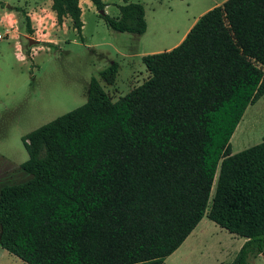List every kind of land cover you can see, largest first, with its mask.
I'll return each mask as SVG.
<instances>
[{
	"label": "trees",
	"instance_id": "obj_1",
	"mask_svg": "<svg viewBox=\"0 0 264 264\" xmlns=\"http://www.w3.org/2000/svg\"><path fill=\"white\" fill-rule=\"evenodd\" d=\"M50 2L55 25L69 18L81 39L77 0ZM117 10L98 15L108 29L144 33L140 4ZM140 61L148 77L124 96L111 102L91 77L82 105L20 138L30 179L0 188L6 253L24 264H164L205 216L244 239L229 264L264 259V140L235 154L229 144L264 95V0H225ZM116 74L112 62L98 76L110 86Z\"/></svg>",
	"mask_w": 264,
	"mask_h": 264
},
{
	"label": "rangeland",
	"instance_id": "obj_2",
	"mask_svg": "<svg viewBox=\"0 0 264 264\" xmlns=\"http://www.w3.org/2000/svg\"><path fill=\"white\" fill-rule=\"evenodd\" d=\"M0 1L12 5L23 4L24 0ZM126 1L138 2L143 8L146 27L142 35L111 31L98 19L96 11L85 10L82 4L81 39L71 30L68 19L61 27H53L47 13L43 11L39 16L32 17L34 32L31 35L23 31L20 17H14L15 25L10 17L8 28L11 30V26H14L19 34L17 38V32L12 30L10 38L6 39L3 35L4 39L0 40V188L30 179L19 167L27 158L20 138L82 105L91 77L97 80L103 92L114 102L148 77L140 63L142 56L166 51L184 31L187 22L202 11L221 5L225 0ZM102 2L107 3L106 15L117 16L115 6L121 4L122 0ZM10 14L14 16L13 12ZM6 27L0 13V35ZM26 38L37 43L28 47ZM45 39L50 45L39 43ZM16 48L22 51L28 49L32 54L31 59H25L24 55L20 57ZM112 62L117 64V74L114 83L109 86L99 79L98 74ZM263 110L264 101L246 112L244 142L255 143L260 135L264 139V121L259 127L251 125L257 116H262L258 119L264 120ZM240 134L241 131L238 136ZM241 147L238 145L234 149L230 143L233 153L241 151ZM197 232L198 240L189 237L163 263L229 264L243 241L205 217L196 226ZM0 264L24 263L0 248ZM247 264H264V259L260 254L249 256Z\"/></svg>",
	"mask_w": 264,
	"mask_h": 264
},
{
	"label": "crops",
	"instance_id": "obj_3",
	"mask_svg": "<svg viewBox=\"0 0 264 264\" xmlns=\"http://www.w3.org/2000/svg\"><path fill=\"white\" fill-rule=\"evenodd\" d=\"M102 2V0H100ZM129 2H134V3H138V2H135V1H129ZM128 1L126 0H122L121 4L119 5H123L124 3H129ZM103 4H105L104 8H103V14H105V11L107 9V3H104L102 2ZM50 0H24L23 1V4H12V5H9V4H4L3 2L0 1V13L2 14V19L3 21L6 22V28L4 29V32L3 34L0 35V40L4 39L3 38V35L6 36V39H8V37L10 38L11 34H12V30H15V32H17V29H15V27L11 26V30L10 28H8V25H9V22H10V17L13 18V22H14V25L16 24L15 21H14V17H20V19L22 20L21 16L19 15L18 12L15 11L16 8L18 9H21L23 10L26 15L28 16L29 20H30V25H32L31 23L32 22V17H35V16H39V13H41L42 11L45 13H47L48 15V21L51 22L52 26L53 27H61L63 24H65L66 20L69 18H63L62 20V23H61V26H56L55 25V21H54V14L53 12L50 10ZM81 4L84 6V9L85 10H91L92 12L95 11L93 5L88 1V0H77V5L80 9V20L82 18V7H81ZM139 4V3H138ZM141 5V4H140ZM3 6V9H1V7ZM117 6V5H116ZM115 6V10L117 12V16H114L112 18H116L118 17V10H117V7ZM213 8V7H212ZM211 8H208L204 11H202L201 13H199L197 15V17L195 18H192L189 22H187L185 28H184V31L180 34V36H178L176 42H174L173 45H171L168 49H166V51H169L170 49L174 48L175 46H177L184 38V36L186 35V33L188 32V30L192 27V25L194 24V22L196 21V19L201 16L203 13H205L206 11L210 10ZM13 12L14 16H12L10 13ZM97 12V11H96ZM98 14V13H97ZM98 19H100L98 17ZM101 20V19H100ZM102 21V20H101ZM145 21V20H144ZM82 22V21H81ZM103 22V21H102ZM23 24V23H22ZM69 24H70V20H69ZM34 27V26H33ZM31 26V28L33 29V32H34V28ZM82 27H83V23H82ZM82 27H81V30H82ZM24 31V30H23ZM74 32V31H73ZM75 33V32H74ZM18 32H17V38H18ZM46 35V33H45ZM47 39V37H46ZM45 40H41V42H39L41 45L43 44H48L50 45L48 42H45ZM37 43V41H36ZM17 46V45H16ZM17 49V48H16ZM26 50V49H25ZM25 50H21V49H17V51L19 52V56L22 57L24 55L25 57ZM28 50V49H27ZM29 52V51H28ZM31 55L30 52H29V60L31 59ZM25 59H27L25 57ZM141 63V61H140ZM146 72V71H145ZM147 73V72H146ZM148 74V73H147ZM264 101V95L263 97H261L260 99H258L253 105H249L246 107V109L244 110L243 114H242V117H241V120L239 121V124L237 125V127H235L236 129H234L235 131H233L234 133H232V136H231V139H229L230 143L232 144L233 148L235 149L236 147H238V145H241V149L240 150H244L248 147H251L253 145H256L258 143H260L261 141H263L264 139H261V135H260V138L257 139V141L255 143H248V142H244L243 140V136H244V127H243V124H244V119L246 117V112L250 109V108H253L256 106L257 103L259 102H262ZM264 112V110L262 111ZM262 116H257L256 118H254V121L251 123V125H257V127H259L262 122L264 120L262 119H258V118H261ZM241 122V123H240ZM249 128H247L248 130ZM239 131H241V134L238 136V133ZM250 132V129L248 130ZM264 135V134H262ZM229 143V144H230ZM248 143V144H247ZM237 151V150H236ZM230 152H231V148H230ZM231 154H235L233 152H231ZM205 217V216H203ZM206 218V217H205ZM202 221V219L197 223V225ZM196 225V226H197ZM196 226L194 227V229L189 233V235L185 238V240L181 243V245L177 248L180 249V247H182L184 245V243L186 241H188L187 239H189V237H192V239L194 240H198L199 238V232L196 233ZM195 233V235H193ZM243 239V238H242ZM244 242V239L242 241V243ZM241 243V245H242ZM176 250V251H177ZM171 255V254H170ZM166 258V257H165ZM165 258H163V262L165 260Z\"/></svg>",
	"mask_w": 264,
	"mask_h": 264
},
{
	"label": "water",
	"instance_id": "obj_4",
	"mask_svg": "<svg viewBox=\"0 0 264 264\" xmlns=\"http://www.w3.org/2000/svg\"><path fill=\"white\" fill-rule=\"evenodd\" d=\"M98 15H102L103 14V11H97ZM26 41H27V46L30 47V46H33L36 44V41L30 39V38H26Z\"/></svg>",
	"mask_w": 264,
	"mask_h": 264
}]
</instances>
